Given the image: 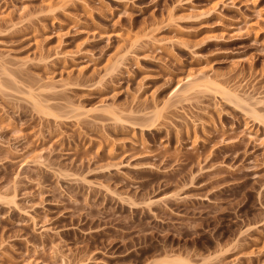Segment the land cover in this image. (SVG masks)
Wrapping results in <instances>:
<instances>
[{
    "label": "rangeland",
    "instance_id": "374dc122",
    "mask_svg": "<svg viewBox=\"0 0 264 264\" xmlns=\"http://www.w3.org/2000/svg\"><path fill=\"white\" fill-rule=\"evenodd\" d=\"M0 264H264V0H0Z\"/></svg>",
    "mask_w": 264,
    "mask_h": 264
},
{
    "label": "bare ground",
    "instance_id": "6f19581e",
    "mask_svg": "<svg viewBox=\"0 0 264 264\" xmlns=\"http://www.w3.org/2000/svg\"><path fill=\"white\" fill-rule=\"evenodd\" d=\"M202 75H203V74H202ZM207 77H209V76H207ZM196 80H197V79H196ZM206 80H207V79H206ZM206 80H205V81H206ZM209 80H210V79H209ZM199 81H200V80H199ZM202 82H203V81H202ZM197 83H198V82H197ZM203 83H204V82H203ZM186 87H187V86H186ZM239 93H240V92H239ZM228 95H230V94L228 93ZM247 95H248V94H247ZM239 97H240V96H239ZM234 98H237V97H234ZM239 100H240V99H239ZM242 100H243V99H242ZM242 100H241V101H242ZM243 101H244V100H243ZM244 102H245V101H244Z\"/></svg>",
    "mask_w": 264,
    "mask_h": 264
}]
</instances>
